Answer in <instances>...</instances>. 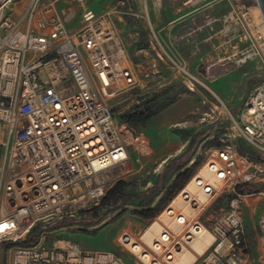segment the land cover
I'll return each mask as SVG.
<instances>
[{
    "label": "built area",
    "instance_id": "1",
    "mask_svg": "<svg viewBox=\"0 0 264 264\" xmlns=\"http://www.w3.org/2000/svg\"><path fill=\"white\" fill-rule=\"evenodd\" d=\"M10 1H0V244L9 254L6 264H126L114 251L88 250L76 241L49 245L47 228L96 221L109 207L108 192L133 173L139 137L121 116L149 96L143 81L161 78L160 61L171 65L174 79L185 75L191 91L196 78L177 53L161 54L157 39L149 41L155 53L150 64L131 60L111 15L140 37L134 0H116L99 17L84 11L77 28L69 27L77 15L70 6L31 0L23 15L12 18L5 11ZM222 1L232 9L225 19L248 29L251 45L243 60L258 58V25L242 0H183V5L208 11ZM228 137L203 165L210 177H195L209 202L201 206L184 193L199 214L188 218L168 203L163 210L184 225L180 232L162 224L149 246L140 240L145 228L130 225L117 237L120 247L142 264H172L204 227L216 240L193 264H253L239 203L255 193L242 194L237 186L264 184V81L247 97ZM225 191L233 196L230 210L202 217ZM259 230L264 241V216ZM133 239L143 247L138 253L127 247Z\"/></svg>",
    "mask_w": 264,
    "mask_h": 264
},
{
    "label": "rangeland",
    "instance_id": "2",
    "mask_svg": "<svg viewBox=\"0 0 264 264\" xmlns=\"http://www.w3.org/2000/svg\"><path fill=\"white\" fill-rule=\"evenodd\" d=\"M41 1L48 3L51 0ZM242 1L246 7L258 6L256 0ZM115 2L116 0H87L78 6L80 12L91 10L99 17L111 10ZM27 7L25 0H19L13 5L14 12L9 14L16 18ZM208 9L193 21L194 25H187L180 32L178 49L187 61L189 72L196 78L192 80L194 91L188 88L192 87V84L185 75L180 74L174 79L171 65L168 63L160 64L161 78L156 74L143 81L145 93L149 96L171 85H175V89H169V93L158 100V112L145 127L134 129L133 136L139 137L136 142L139 146L132 155L134 171L125 181L126 190L134 196L117 206H109L101 212L96 221L81 224L66 221L61 225L48 227L50 234L45 243L50 245L62 240L76 241L88 250L114 251L124 258L126 264H142L131 252L119 246L117 237L120 232L130 225L141 230L146 228L182 190L187 181L181 190L173 193V183L178 174L177 165L184 163L182 171L186 169L193 176L210 158L215 146L231 140L228 136L233 131V125L238 120L247 97L264 81V52L261 48L258 58H247L243 61L249 54L251 45L245 32L248 29L245 30L240 23L236 24L229 18L225 19L232 11L229 2H217ZM111 20L119 31L122 24L118 22L115 14L111 15ZM245 34L247 38H244ZM121 36L128 44L126 36ZM132 39L128 38L130 42ZM146 40L149 42L148 38ZM262 42L261 37L259 45ZM153 53L148 51L144 57L143 54L134 56V51H131L130 58L135 63L145 60L150 64V55ZM229 56L232 66L230 78L217 79L216 85L211 84L202 75V71L213 62H229L226 59ZM152 57H155V53ZM148 64L145 68L150 69ZM205 83H209L208 86L215 94L206 88ZM116 119L120 122L117 114ZM182 129L189 131L186 138L178 132ZM4 139L7 141V134ZM239 143L242 141L239 140ZM168 146H176L180 151L163 162L169 152ZM260 187L261 192L239 203L253 264H264V241L259 230V218L264 214V184ZM232 197L225 191L207 206L202 212V217L229 211ZM151 204L157 209L161 208L155 217L144 219L136 214V210L148 208ZM30 240L33 241L32 238ZM2 250L0 264H6L9 254L6 248Z\"/></svg>",
    "mask_w": 264,
    "mask_h": 264
},
{
    "label": "crops",
    "instance_id": "3",
    "mask_svg": "<svg viewBox=\"0 0 264 264\" xmlns=\"http://www.w3.org/2000/svg\"><path fill=\"white\" fill-rule=\"evenodd\" d=\"M18 1L19 0H11L7 6L8 8H6L5 11L7 12L8 10H10L8 11V13L14 12L13 5ZM25 1L27 5H29L31 0H25ZM51 1H55L57 3V6L59 7L70 6L72 9H74L77 15L75 19L69 24V27L71 28L79 27L81 14L83 12L79 11L78 3H71L68 0H51ZM134 5L139 14V18H140L139 22L142 24V26L140 25V29L142 30L140 37L131 33V31L133 30V26L131 24L126 22L123 23L120 21V19H118V22L122 24V28L118 32L120 36L125 35L127 38L128 44L126 43L125 40L123 39L122 40L126 45L129 56H131V51H134L133 54L134 56L143 54L144 57L147 56L146 54L148 51L153 53V47L150 45L147 48L139 47L140 41L143 40V38H148L149 41L150 40L154 41L156 39L158 40L159 45H161V47H159L161 54H164V52L166 51H170L173 53H177L179 57H182L183 55L179 53V49H178L181 41L180 40L181 29L186 27L187 25H191V24L194 25L195 23L193 21L199 15H201V13L204 10L203 9L197 10L189 6H184L183 0H148L146 4L142 0H134ZM85 11H91V10L85 9ZM24 12L22 14L21 13L18 14L16 18H19L21 15L24 14ZM147 35L148 37H146ZM128 38H133L132 42H130ZM165 48H167L168 50ZM151 55L150 58H153L152 56L154 55V53L152 56ZM226 59H228L229 61L231 60V57L230 56L226 57ZM161 63L162 62L160 61V64ZM230 64H231L230 61L226 63H220L219 61L213 62V64H209L208 66L205 67L206 69L205 71L204 70L202 71V75H204L206 80H209L211 84L216 85L217 79L228 80L230 78L231 76L230 71L232 69V66H230ZM208 84L205 83L206 88L215 94V92L211 90ZM176 148H177L176 146H168L169 152L166 154L167 158L165 157L163 162H166L167 159L171 158L178 151H180ZM149 207L156 208L154 204H151ZM262 216H264V214ZM4 248L5 245L0 244V252H2L3 251L2 249Z\"/></svg>",
    "mask_w": 264,
    "mask_h": 264
},
{
    "label": "bare ground",
    "instance_id": "4",
    "mask_svg": "<svg viewBox=\"0 0 264 264\" xmlns=\"http://www.w3.org/2000/svg\"><path fill=\"white\" fill-rule=\"evenodd\" d=\"M251 18L258 25V32L260 37H262L263 42L260 45L264 52V17L261 11V8L258 6H250ZM244 61V60H243ZM204 165V164H203ZM199 167L197 173H195L183 186L182 190L172 198L169 202V208L180 209L183 214H185L188 218L196 217L199 213L197 208L190 206L184 201V193L188 192L195 197L199 205L204 206L207 202H209V197L205 195L201 189H198L196 186L195 177L196 175H205L210 177L209 172L206 171L204 166ZM200 206V207H201ZM169 226L173 231L180 232L184 225H180L178 222H175L168 214V211L163 210L160 214L149 224L141 233L140 240L145 244L151 246L154 240L160 235L163 229V225ZM216 240V237L207 230L202 227L200 231H197L193 241L190 243V248L186 249L185 252L180 255V258L173 262L172 264H193L198 257L204 253ZM60 243H64L60 241ZM132 252L138 253L143 249L141 243L137 239H133L132 243L127 246Z\"/></svg>",
    "mask_w": 264,
    "mask_h": 264
},
{
    "label": "trees",
    "instance_id": "5",
    "mask_svg": "<svg viewBox=\"0 0 264 264\" xmlns=\"http://www.w3.org/2000/svg\"><path fill=\"white\" fill-rule=\"evenodd\" d=\"M149 46V42L146 38L140 41L139 47L140 48H147ZM175 85H171L170 87L165 88L163 91L158 93H154L146 98H144L140 104H138L134 110L128 111L124 115L121 116L122 120L126 122L131 128H140L145 127L147 123L156 116L157 114V103L158 100L169 93V89H175ZM180 135L186 138L189 135V131L187 130H179ZM184 163L177 165V176L173 183V193H177L181 190L184 182L188 181L192 174L188 170H183ZM126 182L120 181L118 182L107 194L104 204L109 206H117L123 201H128L132 196V193L126 190ZM261 184H242L237 186V190L242 194H249V193H258L262 191L260 187ZM161 210L157 208H145V209H138L136 210V214L145 219H152L159 213ZM26 242L22 243L25 244ZM15 244V243H13ZM17 244V243H16ZM19 244V243H18Z\"/></svg>",
    "mask_w": 264,
    "mask_h": 264
},
{
    "label": "water",
    "instance_id": "6",
    "mask_svg": "<svg viewBox=\"0 0 264 264\" xmlns=\"http://www.w3.org/2000/svg\"><path fill=\"white\" fill-rule=\"evenodd\" d=\"M257 1V5L259 8H261V11H262V14H263V17H264V0H256ZM93 15L92 12H89L88 13V17H91Z\"/></svg>",
    "mask_w": 264,
    "mask_h": 264
}]
</instances>
